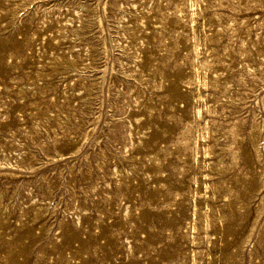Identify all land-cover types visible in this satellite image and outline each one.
I'll list each match as a JSON object with an SVG mask.
<instances>
[{"label":"rangeland","instance_id":"1","mask_svg":"<svg viewBox=\"0 0 264 264\" xmlns=\"http://www.w3.org/2000/svg\"><path fill=\"white\" fill-rule=\"evenodd\" d=\"M0 264H264V0H0Z\"/></svg>","mask_w":264,"mask_h":264}]
</instances>
